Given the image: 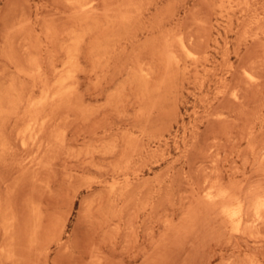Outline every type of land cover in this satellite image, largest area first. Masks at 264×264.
<instances>
[{"label":"rangeland","instance_id":"374dc122","mask_svg":"<svg viewBox=\"0 0 264 264\" xmlns=\"http://www.w3.org/2000/svg\"><path fill=\"white\" fill-rule=\"evenodd\" d=\"M260 199L264 0H0V264H264Z\"/></svg>","mask_w":264,"mask_h":264},{"label":"bare ground","instance_id":"6f19581e","mask_svg":"<svg viewBox=\"0 0 264 264\" xmlns=\"http://www.w3.org/2000/svg\"><path fill=\"white\" fill-rule=\"evenodd\" d=\"M228 3V2H227ZM245 3V2H244ZM90 5V4H89ZM233 5V4H232ZM88 7V6H87ZM230 7V6H229ZM236 8V7H235ZM81 9H82V7H81ZM83 10V9H82ZM251 15V14H250ZM227 21V20H226ZM249 21V20H248ZM257 21V20H256ZM251 26V25H250ZM244 34V33H243ZM241 37V36H240ZM226 58V57H225ZM197 61V60H196ZM228 66V65H227ZM65 71H67V70H65ZM72 72V71H71ZM199 84V83H198ZM65 85V84H64ZM222 85V84H221ZM47 89V88H46ZM64 89V88H63ZM66 89V88H65ZM227 89V88H226ZM223 90V89H222ZM217 93V92H216ZM47 98V97H46ZM66 98H68V97H66ZM39 108V107H38ZM31 109V108H30ZM33 109V108H32ZM38 111V110H37ZM28 129V128H27ZM126 169V168H125ZM212 191H214V190H212ZM229 191V190H228ZM239 192V191H238ZM216 193V192H215ZM218 193H220V192H218ZM228 194V193H227ZM225 196H226V194L225 193H220V194H215V195H213L212 193H207V197H208V199H210V200H214V199H216V198H220V199H224L225 198ZM206 197V196H205ZM229 197V196H228ZM237 197V196H236ZM263 199V198H262ZM225 200V199H224ZM229 200H231V199H229L228 198V200H227V204H228V202H229ZM215 201V200H214ZM217 201V200H216ZM222 202H220V203H224L223 202V200H221ZM226 201V200H225ZM257 201V200H256ZM219 202V200L216 202V203H218ZM239 202V201H238ZM241 202V201H240ZM245 202V201H244ZM242 204H244L243 202H241ZM250 203V202H249ZM213 204V203H212ZM215 204V203H214ZM226 204V203H225ZM230 204V203H229ZM232 204H230V205H224L223 207H222V209L220 210L221 211V213L223 214V216L225 217V219H227L230 223H232V226H233V228H234V230L235 231H239L240 230V228H241V226H242V224H243V222H244V218H245V212H243V210H242V208L243 207H241V206H238V207H232L231 206ZM241 205V204H240ZM221 206V205H220ZM218 207V206H217ZM247 208V207H246ZM250 209V208H249ZM246 210V209H245ZM264 211V200H261L260 199V201H258L257 202V204L255 205V208H254V216H256V218L257 219H259V218H261V214H262V212ZM248 212V211H247ZM246 212V213H247ZM221 214V215H222ZM248 214V213H247ZM246 214V215H247ZM263 215V214H262ZM263 217H264V215H263Z\"/></svg>","mask_w":264,"mask_h":264}]
</instances>
